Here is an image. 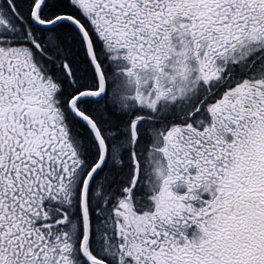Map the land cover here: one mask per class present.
I'll return each mask as SVG.
<instances>
[{
	"label": "snow or ice",
	"instance_id": "1",
	"mask_svg": "<svg viewBox=\"0 0 264 264\" xmlns=\"http://www.w3.org/2000/svg\"><path fill=\"white\" fill-rule=\"evenodd\" d=\"M0 264H264V0H0Z\"/></svg>",
	"mask_w": 264,
	"mask_h": 264
}]
</instances>
